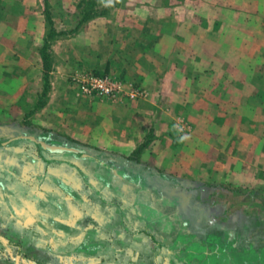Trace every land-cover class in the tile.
Masks as SVG:
<instances>
[{"label":"crops","instance_id":"crops-1","mask_svg":"<svg viewBox=\"0 0 264 264\" xmlns=\"http://www.w3.org/2000/svg\"><path fill=\"white\" fill-rule=\"evenodd\" d=\"M105 1V14L54 40L50 91L30 120L58 140L117 153L125 167L51 161L48 151L35 156L0 141V243L72 248L77 259H106L101 249L118 248L123 259L146 241L161 249L159 233L175 231L186 245L167 246L186 259L264 264V0ZM43 38L32 30L4 38L0 124L20 119L41 92ZM71 50L78 70L120 77L146 96H70ZM147 138L142 166L122 158ZM162 214L185 215V227L165 229Z\"/></svg>","mask_w":264,"mask_h":264},{"label":"rangeland","instance_id":"rangeland-1","mask_svg":"<svg viewBox=\"0 0 264 264\" xmlns=\"http://www.w3.org/2000/svg\"><path fill=\"white\" fill-rule=\"evenodd\" d=\"M70 3L73 5L74 0H69ZM101 6H106L105 0H99ZM23 0H0V48L8 47L9 42H7L4 38L8 37V33L11 31H19L25 32L33 31L38 37H45L48 31V24L45 18V11H44V0H34L33 5L29 8L23 6ZM49 7L52 14L54 28L57 31H68L72 29L80 20V14L77 10V1L74 3V6L66 7L65 2L61 0H49ZM107 7V6H106ZM29 17L28 19H26ZM32 17V18H31ZM20 19V20H19ZM76 33L67 34L58 36L57 38H73ZM56 38V39H57ZM55 40V39H54ZM52 41V46L54 43ZM43 42V41H42ZM42 45V43H41ZM41 47V46H40ZM40 49V48H39ZM50 50V53H51ZM72 51V50H71ZM71 55L66 60L67 64L70 66L69 71L65 74V82L67 93L71 96L76 97H85L88 99L93 100H106L109 98L106 97H94L82 94L79 90L77 81L74 79L77 72L84 73L88 72L85 70H78L77 67L73 66L75 60H77V51H72ZM52 56V55H51ZM53 59V57H52ZM63 58H61V62ZM3 60V57L0 56V61ZM54 62V59H53ZM54 69V66H53ZM52 69V70H53ZM52 72V71H51ZM50 72V87H51V73ZM92 73V72H91ZM95 74V73H93ZM100 75V74H96ZM106 75V74H101ZM114 76V75H112ZM117 77V76H116ZM120 78V77H119ZM122 79V78H121ZM124 80V79H123ZM127 82V81H126ZM128 83V82H127ZM130 84V83H128ZM134 87V86H133ZM38 97V96H37ZM35 98V100L37 99ZM26 99V98H25ZM32 106H26L25 111L21 115V118L17 121L11 123H1L0 130L4 132L0 136V141H8L11 145L19 146L20 150L25 152L32 153L33 155L37 156L39 151H42L47 154V150L44 149L41 145L42 142L44 143H61V144H68V145H75L80 148L85 149L89 154L93 155L96 159H100L103 161H107L109 165L112 162V159H116L119 155L113 152H105V151H97L94 150L93 147L84 145L78 141L72 140L70 138H57L52 137V132L49 129L41 128L39 126H35L30 118L31 115H27V112L31 109ZM38 110V109H37ZM16 140H19L15 142ZM14 143V144H13ZM50 160H69V159H86L82 157H78L71 153H63V154H50ZM112 170L115 172L121 173L117 167L111 166ZM95 170V169H93ZM176 179V178H175ZM178 184H182L181 186H185V182L183 183L184 179L177 178ZM170 177L169 175H162V182L167 184L169 183ZM189 186V184L187 185ZM192 186V185H190ZM170 186L166 185L163 187L162 192V202L165 204L164 207H167L168 210L170 208V198L172 195L170 194V190H168ZM163 211H167L163 209ZM184 212V210H182ZM162 219L159 221V225L166 224L165 229H170L168 224L172 226V224L178 225L177 227L180 228L185 227L186 217L185 215L178 216L177 219L175 216L169 217L165 214H162ZM159 233V231H157ZM174 232V233H173ZM172 233L169 231L160 232L161 235V249L159 247H155L152 243L146 241V247H132L129 250V254L124 256L122 259L121 249L113 248L112 250L115 252L114 255L117 256L111 257V249H101V253L106 255V259H90L88 256L86 259H77V250L76 249H67V248H59L56 247L51 249V252L48 250L40 248V247H32V248H25L20 247H8L4 243H0V264H231L232 259H230V263H228V259H198L192 258L186 259L185 253L180 252L176 253V249L173 251L167 245L177 243L176 246H185L186 245V237H184L185 232H175ZM173 234V235H171ZM41 236V234H39ZM45 236V234H44ZM51 236V235H50ZM172 237V238H171ZM35 241V240H34ZM215 240H212L210 243H214ZM11 243V242H10ZM136 243V240H131L130 244ZM175 246V247H176ZM125 250V249H124ZM179 251V250H178ZM124 254V255H125ZM12 257V259H11ZM108 257V258H107ZM111 257V258H110ZM118 257L119 259H117Z\"/></svg>","mask_w":264,"mask_h":264},{"label":"trees","instance_id":"trees-1","mask_svg":"<svg viewBox=\"0 0 264 264\" xmlns=\"http://www.w3.org/2000/svg\"><path fill=\"white\" fill-rule=\"evenodd\" d=\"M107 9L108 7L100 5L99 0H79L77 3V10L80 14V20L78 21V23L68 31H57L54 28L52 14L49 7V0H44V11L45 18L48 24V31L45 37L43 38L42 45L39 49V54L42 61V90L38 94V97L31 109L27 112V115H31L41 106H43L48 97L50 91V72L53 69V59L50 53L52 41L58 36L76 33L87 20L105 14ZM0 132L3 133L4 131L0 130ZM148 139L149 138H147L141 145H139L131 155L124 156L122 158H124L125 161L130 162V164L132 165H141L139 161V156L143 148L147 145ZM94 150L102 151L96 148H94ZM105 152L108 153V151ZM112 163L114 167H117L119 170H123L125 167L124 164H119L115 162L114 159H112ZM144 169H148L149 171L155 173L152 168H149L147 166H144Z\"/></svg>","mask_w":264,"mask_h":264},{"label":"built area","instance_id":"built-area-1","mask_svg":"<svg viewBox=\"0 0 264 264\" xmlns=\"http://www.w3.org/2000/svg\"><path fill=\"white\" fill-rule=\"evenodd\" d=\"M77 81L82 94L94 97L119 98L122 95L130 97H144L143 91L128 84L125 80L112 75H96L91 72H77ZM126 86L128 90L126 91Z\"/></svg>","mask_w":264,"mask_h":264},{"label":"water","instance_id":"water-1","mask_svg":"<svg viewBox=\"0 0 264 264\" xmlns=\"http://www.w3.org/2000/svg\"><path fill=\"white\" fill-rule=\"evenodd\" d=\"M42 147L46 149L51 154H63V153H71L78 157L95 159L100 161V159H96L93 155L89 154L85 149L80 148L75 145L61 144V143H41Z\"/></svg>","mask_w":264,"mask_h":264},{"label":"bare ground","instance_id":"bare-ground-1","mask_svg":"<svg viewBox=\"0 0 264 264\" xmlns=\"http://www.w3.org/2000/svg\"><path fill=\"white\" fill-rule=\"evenodd\" d=\"M2 133V132H1Z\"/></svg>","mask_w":264,"mask_h":264}]
</instances>
